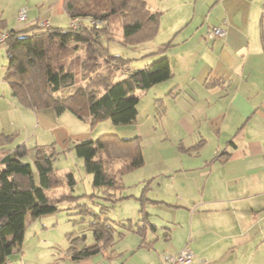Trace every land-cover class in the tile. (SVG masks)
<instances>
[{
    "label": "crops",
    "instance_id": "1",
    "mask_svg": "<svg viewBox=\"0 0 264 264\" xmlns=\"http://www.w3.org/2000/svg\"><path fill=\"white\" fill-rule=\"evenodd\" d=\"M65 1L0 0V37L45 22L54 27L70 25ZM153 5L156 10L148 2L152 12L163 11L160 2ZM223 5V17L213 18L214 25L206 28L196 24L187 32L195 17L182 24L171 22L167 34L159 26L155 38L162 33L163 41L152 44V50L172 42L160 54L170 60L171 77L148 89L151 105L164 106L160 123L151 109L145 121L140 120L141 100L148 92L142 90L135 94L139 97L135 121L112 131L122 140L138 138L142 148L143 165L129 172L139 175L144 207L138 220L130 219L132 230L144 236L150 228L158 241V227L150 223L145 210L149 204L173 209L174 216L162 221L167 225L158 223L165 230V244L127 236L120 245L114 241L104 249H110L106 257L111 264H163V254L183 248L192 251L191 264H264V0H224ZM196 8L197 0L194 16ZM22 10L27 12L24 22L18 20ZM214 26H222L225 34L208 38ZM0 44L7 51L6 43ZM144 52L140 58L154 56L153 51ZM6 73L0 78V155L21 144L52 152L43 138L60 129H66L60 130L64 151H73L76 142L94 139L85 132L71 134L57 121L64 113L21 105ZM32 160L33 153L27 158ZM62 174L73 177L74 190L72 170L67 167Z\"/></svg>",
    "mask_w": 264,
    "mask_h": 264
},
{
    "label": "trees",
    "instance_id": "2",
    "mask_svg": "<svg viewBox=\"0 0 264 264\" xmlns=\"http://www.w3.org/2000/svg\"><path fill=\"white\" fill-rule=\"evenodd\" d=\"M65 8L70 18L86 19L81 27L35 24L8 33L6 81L14 97L36 111L70 112L91 125L108 120L116 126L133 123L139 97L132 93L168 80L172 75L170 60L162 56L148 67L131 71L126 68L127 60L112 55L103 40L124 46L148 42L158 34L161 13L152 12L147 0H66ZM114 22L119 24L115 28ZM70 42H74L72 47ZM171 46L172 42L163 44L153 54H163ZM79 48L85 50V58L77 54ZM73 151L93 176V186L102 192L90 199L98 197L110 204L126 198L119 194L123 176L144 163L139 139L122 140L115 134L76 142ZM31 153L34 161H25ZM55 156L44 147L29 149L24 144L0 155V264H9L8 256L21 250L28 214L33 218L54 214L60 202L79 198L70 193L73 177L65 179L54 169ZM96 203L98 211L87 204L72 206L79 209L76 222H88L83 231H91L94 237L91 246L69 247L73 260L98 254L114 244L115 222L105 216L109 207ZM132 223L127 230L133 231Z\"/></svg>",
    "mask_w": 264,
    "mask_h": 264
},
{
    "label": "rangeland",
    "instance_id": "3",
    "mask_svg": "<svg viewBox=\"0 0 264 264\" xmlns=\"http://www.w3.org/2000/svg\"><path fill=\"white\" fill-rule=\"evenodd\" d=\"M149 2V6L154 9L153 3H158L162 5L163 11H159L161 13L163 25L162 33L166 32L169 29L168 25L171 22L178 23L189 19L190 17L194 18V22L188 24L186 26V31L190 32L193 26L197 24V27H207L212 24L213 18L219 19L223 17L224 14V0H197V8L195 16L192 14L194 3L196 0H147ZM193 1V2H192ZM192 2L193 5H188V3ZM160 6V5H159ZM163 15V17H162ZM192 15V16H191ZM191 18V19H192ZM161 23V20H160ZM118 26V23L114 22L115 26ZM69 23L67 25H63V28L69 27ZM178 27V26H177ZM182 27V26H181ZM213 28V27H212ZM160 30V29H159ZM153 39L152 41H148L138 45L132 46H124L119 43L103 40V44L108 48L109 52L112 55L123 57L126 59V68L131 69L132 71L137 69H143L147 66L148 62L151 64L160 59V54H153L154 56H149L145 58H140L142 53L147 50L148 53L153 51L152 44L162 43L161 34ZM169 41V40H165ZM164 43V42H163ZM169 43V42H168ZM74 42H70L69 46L72 47ZM151 44V45H150ZM167 44V43H166ZM84 48V47H83ZM83 48H79L77 54L80 58H85V50ZM156 52V51H155ZM152 53V52H151ZM150 57H155L153 59H149ZM8 56L6 47L4 44H0V78L3 79L5 75V71L8 68ZM103 67L108 66L105 61H98ZM150 64V65H151ZM123 66V65H122ZM123 69V68H122ZM125 67L123 70L124 71ZM142 92L140 89H135L132 95L139 94ZM148 92H150L148 90ZM146 93V95L141 100L140 106V120L145 121L146 115L150 112V109L154 112V117L157 116L159 124V114L164 109V106L161 102L155 103V107L150 101L152 98V93ZM57 116V121L61 122L65 126H68L69 131L74 136L80 133H89L90 137L97 139L101 135L104 134H113V129H115L116 125H114L110 120L102 121L95 125H91L87 121H82L78 119L75 115L70 112H66L63 116ZM11 121L18 123V120L11 116ZM1 126V122H0ZM110 126V127H109ZM145 127V126H143ZM65 128V127H63ZM111 129V130H110ZM63 132L66 129H60ZM58 130L55 134L50 132L48 137H44L45 143H49L48 147L52 152L55 153V161L53 163L54 169L58 174H61L65 179L66 176L62 174V172L68 167L72 170V174L76 179L77 184L74 187V190L67 188V191H71L70 193L79 197L77 201L74 200H64L59 204V211L54 214L42 216L39 218H33L30 214L26 216L25 229H24V240L21 250H15L11 255L8 256L9 264H111L107 255H110V249L103 252H100L95 255H91L87 258L81 260H73L71 253L68 251L69 247L73 244H76L78 247L82 248L84 245L91 246L94 243L93 233L91 231L84 232V226L87 225L88 222L81 223L80 220L76 218L79 209L72 208V206L77 204H87L92 210L98 211L100 205L98 206L96 202L99 204H106L109 208L106 211V217L110 219V221H114V227L117 229L115 234V241L117 245L122 243L127 236H139L140 241L145 242H158L160 244H165V240L163 237V233L165 230L162 226L165 219L174 216V210L169 209L160 205L149 204L145 208L146 212L150 213L149 221L150 223L155 224L158 227V241L156 240L155 232H151L148 228V231L145 232L144 236L135 234V231H129L128 226L129 222L133 220L134 222L138 220L140 217L139 212L144 207L141 205V201L139 200V196H141V185L139 184V175L136 173H127L123 176V188L120 190L119 194L125 196V199H122L116 203L110 204L108 201H102L103 199L95 197L94 200L90 199L92 194H96V196H102V192L100 189H97L93 186V176L88 174L83 166V160L80 159L74 151L69 152L65 150L64 147V138L63 134ZM145 131V128H143ZM157 134L161 135L160 128L157 129ZM42 139V141H43ZM164 139V138H160ZM152 141L151 139H149ZM148 138L143 139V144L147 145ZM30 159V158H29ZM27 161V159L25 160ZM33 161V160H32ZM66 167V168H65ZM150 196L152 195L149 193ZM104 216V217H105ZM78 217H80L78 215ZM75 218V219H73ZM73 219V220H72ZM131 219V220H130ZM121 223V224H118ZM167 225L166 223H163ZM126 225V226H125ZM83 231L84 233H81ZM134 232V233H133ZM84 236V239H81ZM141 236V237H140ZM77 238L81 240L78 241ZM145 238V239H144ZM77 239V240H74ZM121 241V242H118ZM184 249V248H183ZM173 255V253H166ZM163 256V255H162Z\"/></svg>",
    "mask_w": 264,
    "mask_h": 264
},
{
    "label": "built area",
    "instance_id": "4",
    "mask_svg": "<svg viewBox=\"0 0 264 264\" xmlns=\"http://www.w3.org/2000/svg\"><path fill=\"white\" fill-rule=\"evenodd\" d=\"M27 18V12L26 10H22L18 16V20L20 22H24ZM86 21V19L82 18H71L70 26L73 29H77L78 27H81L82 24ZM90 23L94 24L95 22L93 20H89ZM44 26H50L49 22H45L42 24ZM225 34V29L222 26H214L209 32H208V38H215L217 36H223ZM8 34H3L0 37V43H4L7 39ZM194 255L191 250L188 248H184L178 253H175L173 255L170 254H164L162 256V262L163 264H191L193 262Z\"/></svg>",
    "mask_w": 264,
    "mask_h": 264
}]
</instances>
